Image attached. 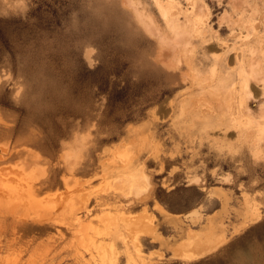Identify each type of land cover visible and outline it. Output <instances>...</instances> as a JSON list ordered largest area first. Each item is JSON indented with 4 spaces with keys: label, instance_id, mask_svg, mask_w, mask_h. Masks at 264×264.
<instances>
[{
    "label": "rangeland",
    "instance_id": "374dc122",
    "mask_svg": "<svg viewBox=\"0 0 264 264\" xmlns=\"http://www.w3.org/2000/svg\"><path fill=\"white\" fill-rule=\"evenodd\" d=\"M139 1L165 31L156 2ZM237 1L181 12L188 49L169 66L122 0H0V214L55 221L14 233L0 218V264H264L262 84L235 59L250 55L241 35H264V0L242 20ZM245 112L256 127L238 132ZM122 160L148 173L136 199L120 196ZM82 195L94 207L78 221Z\"/></svg>",
    "mask_w": 264,
    "mask_h": 264
},
{
    "label": "bare ground",
    "instance_id": "6f19581e",
    "mask_svg": "<svg viewBox=\"0 0 264 264\" xmlns=\"http://www.w3.org/2000/svg\"><path fill=\"white\" fill-rule=\"evenodd\" d=\"M155 2H156V6H158V8L160 9V11H161V15L164 17L163 19H164V21H165V26H166V30L164 31V29H162L161 27H160V25H157L156 23H154V21L152 20V18L150 17V16H148L147 14H146V11L144 10V8L142 7L141 8V5H140V1L139 0H122V2L124 3V4H126V5H128L129 6V8L130 7H132V9L134 10V12L136 13V17H137V19L140 21V23H142V25L144 26V28H146V29H148L150 32H152L153 33V35L154 34H156V35H159V42H160V47H161V50H160V53H159V56L157 57V59L159 58L160 60H162L165 64H167V65H173V64H175V62L178 60V55L181 53V52H184L185 50H187L188 49V44H189V42H188V37H187V33L184 31H182L181 30V25L183 26L184 24H182L183 22L181 21V18L179 17L180 16V13L182 12L183 14H184V19H188V18H190V15L192 14V13H194V12H197V9H198V7H197V4H195V1H197V0H187V2H188V4H189V8L191 9L189 12L187 11L186 12V10H188L189 8L188 7H186V10H185V12L183 11V10H181L183 7H181V5H180V1H178V0H154ZM236 2H235V4L236 3H238V1L237 0H235ZM257 1V0H256ZM263 1V0H262ZM154 2V3H155ZM247 6L249 7V9L252 11L251 12V14H253V13H256V11H258V9H259V7H258V3L257 2H249L248 0L247 1H245V3L243 4V5H240V4H238L237 5V7L239 8V19L240 20H242L243 19V17L246 15V12H247ZM264 6V5H263ZM126 7V6H125ZM258 7V8H257ZM263 8V7H262ZM264 9V8H263ZM264 11V10H263ZM262 11V12H263ZM259 12V11H258ZM148 13V12H147ZM264 14V13H263ZM262 14V15H263ZM249 18H251V16H249ZM189 20V19H188ZM181 21V22H180ZM186 22H187V20H186ZM186 24V23H185ZM188 24V23H187ZM228 27V26H227ZM183 28V27H182ZM185 28V27H184ZM145 29V30H146ZM241 29H242V27H241ZM147 30V31H148ZM238 30H240V29H238ZM148 31V32H149ZM168 31V32H167ZM244 30H242L241 32H243ZM188 32V31H187ZM238 32H240V31H238ZM258 33V32H257ZM169 34H171L172 35V37L174 38V40H172L171 38H169ZM231 34H233V33H231ZM234 34H236V33H234ZM238 34V33H237ZM237 34H236V36H237ZM254 34V33H253ZM221 36V35H220ZM240 37H242V42H243V44H245V45H248V46H250L251 48H250V55L249 56H244V57H241V55H238V52H237V55H235V59H236V61H243V62H246L247 63V65H248V74L252 77V78H254L257 82H261V83H258V84H262V87H261V90H260V92H259V94H258V96H259V98H260V105H259V110H258V113L256 114V117H259V118H264V69L261 67V64H262V61H261V58L258 56V54H257V51H256V49H255V46H256V42L257 41H260V44H263L264 43V35H259V34H254L253 35V37H255L254 39L252 38L251 39V37H250V35L249 34H243V35H241ZM218 39V38H217ZM157 40V39H156ZM222 40H224V39H222ZM219 41V40H218ZM177 43V44H176ZM213 43H214V41H213ZM218 43V42H217ZM221 43V42H220ZM220 43H218V44H220ZM208 44V43H207ZM224 44V43H223ZM223 44L221 45V48H222V46H223ZM225 44H228V42L226 43L225 42ZM224 44V45H225ZM211 45H212V43H211ZM214 45H215V43H214ZM220 45H217V47H219ZM262 46V45H261ZM226 46H224V48H225ZM220 48V47H219ZM224 48H222V49H224ZM215 50V49H214ZM236 50V49H235ZM235 50H234V52H235ZM238 51V50H237ZM233 52V51H232ZM236 53V52H235ZM207 54H208V52H207ZM230 54H231V52H230ZM233 54V53H232ZM232 54H231V56H232ZM245 55V54H244ZM248 55V54H247ZM229 58V57H228ZM231 59H232V57H231ZM183 61V60H182ZM182 61H181V63H182ZM227 61V60H226ZM232 62L234 61V60H231ZM231 62L229 61L228 62V64H230ZM166 65V66H167ZM176 65H177V63H176ZM216 65V64H215ZM168 66V67H169ZM173 68L172 69H174V66H172ZM219 67V66H218ZM170 68V67H169ZM175 68H177V67H175ZM244 70H246V69H244V67L241 69V76H242V73H244L243 71ZM238 76V75H237ZM246 76V75H245ZM245 76H242V79H241V81H242V83H243V85L241 86L242 87V91H243V93L245 92L246 94H249L250 92H248V91H250L249 90V86H248V76L247 77H245ZM239 77V76H238ZM180 78H182V77H180ZM184 79V78H183ZM182 79V80H183ZM185 80V79H184ZM187 80V79H186ZM209 80V79H208ZM210 81V80H209ZM185 82V81H184ZM212 82V81H211ZM237 82V81H236ZM205 83V82H204ZM250 84H251V82H250ZM233 85V84H232ZM252 85V84H251ZM254 86V85H253ZM231 87V86H230ZM229 87V88H230ZM234 87H235V85H234ZM257 87H260V85H258ZM202 88V87H201ZM231 89H232V87H231ZM238 89V88H237ZM252 89H253V87H252ZM256 89V88H255ZM202 90V89H201ZM229 91H231V90H229ZM234 92H241L240 91V89L238 90V91H236V90H234ZM232 93V92H231ZM232 94H234V95H237V94H235V93H232ZM255 94H257V93H254L253 95H255ZM240 95V94H239ZM200 96H202V95H200ZM225 96H226V93H225ZM229 96V95H228ZM245 96V95H244ZM258 96H256V97H258ZM260 96H262V97H260ZM205 97V96H204ZM227 97V96H226ZM253 97V96H252ZM255 97V96H254ZM207 98V97H206ZM208 98H210V97H208ZM230 97H228V99H229ZM235 98H237V97H235ZM234 98V99H235ZM241 99H243V97H240ZM226 99L227 98H224V100L226 101ZM231 99V98H230ZM233 99V98H232ZM231 99V100H232ZM233 99V100H234ZM195 100H197V98L196 99H194V101ZM245 100V99H244ZM197 102V101H196ZM195 102V103H196ZM214 102V101H213ZM231 102H235V101H231ZM243 102H245V101H243ZM194 103V104H195ZM229 103V102H228ZM236 103V102H235ZM182 104V103H181ZM193 104V103H192ZM209 104V103H208ZM231 104H233V103H230L229 104V106L231 105ZM244 104V103H243ZM228 105V104H227ZM241 105H242V102H241ZM241 105H239L240 107H242ZM245 105V104H244ZM193 106V105H192ZM195 106H196V104H195ZM206 106V105H205ZM208 106V105H207ZM207 106H206V108H207ZM228 106V107H229ZM232 106V105H231ZM209 107V106H208ZM245 107V106H244ZM205 107H203V109H206ZM234 109L236 108V105L234 104V107H233ZM228 109V108H227ZM237 109V108H236ZM241 109V113H242V108H240ZM245 109V108H244ZM207 110V109H206ZM214 110V109H213ZM229 110V109H228ZM230 110H233L232 109V107L230 108ZM204 111V110H203ZM208 111V110H207ZM210 111V110H209ZM246 111V110H245ZM234 112V111H233ZM238 113H239V110L237 111ZM247 112V111H246ZM243 113V114H245V116H246V120H240V119H238L236 116V118H235V126L237 127V131H238V127H241L243 124L242 123H244V124H251V126L250 127H256V123H255V117H254V119L251 117L252 115H250V114H248V113ZM230 113H232L231 111L229 112V114ZM236 113V112H235ZM238 113L236 114V115H238ZM233 115H235L234 113H232ZM247 115H248V117H247ZM231 118V117H230ZM222 121H223V119H222ZM231 121H232V118H231ZM234 124V123H233ZM250 127L249 126H247L246 127V129L247 128H249L250 129ZM229 128H231V126L229 127ZM242 129V128H241ZM245 129V128H244ZM245 129V130H246ZM249 129H247V130H249ZM233 131H235V130H233ZM255 131V128L254 129H251V132H249L248 133V136L250 137V139L252 140V143H254L255 141H254V139H252L251 137L253 136V134L255 133L254 132ZM215 132H216V130H215ZM228 132H230V131H228ZM236 132V131H235ZM238 132H240V129H239V131ZM242 132H244V130L242 129ZM241 132V133H242ZM248 132V131H247ZM234 133V132H233ZM214 134V133H213ZM228 134V133H227ZM237 134V133H236ZM149 135V134H148ZM230 135V134H229ZM239 135H240V133H239ZM242 135V134H241ZM227 137H228V135H226ZM237 136V135H236ZM258 136V135H257ZM231 137V136H230ZM248 137V138H249ZM254 137V136H253ZM246 138V137H245ZM236 139V138H235ZM242 139V138H241ZM246 140V139H245ZM135 141V139L132 141V142H134ZM143 141V140H142ZM236 141H237V139H236ZM241 141V140H240ZM247 141V140H246ZM243 142V141H242ZM247 143H248V141H247ZM251 143V142H250ZM255 144V143H254ZM258 144V143H257ZM129 145H131L130 143H129ZM127 147H125V149H126ZM135 148V147H134ZM124 149V148H123ZM129 149V148H128ZM130 149H132V148H130ZM258 149V148H257ZM256 150V149H255ZM252 151V150H251ZM12 152V151H11ZM131 152V151H130ZM253 152V151H252ZM251 153V152H250ZM11 154V153H10ZM126 154V153H125ZM124 155V154H123ZM133 155H134V153H133ZM150 155V154H149ZM41 156V155H40ZM120 157V159H121V156H119ZM124 156H122V158H123ZM127 157V156H126ZM130 157H132V156H130ZM125 158V157H124ZM156 158V157H155ZM154 158V159H155ZM129 159V158H128ZM128 159H125V160H127V162H130V161H128ZM144 159H145V157H144ZM143 159V160H144ZM123 161V160H122ZM123 162H126V161H123ZM126 162V163H127ZM163 163V162H162ZM143 164H145V163H143ZM136 165V164H135ZM76 167V166H75ZM123 167V166H122ZM161 167H162V164H161ZM118 168V167H117ZM120 169H122L121 167L119 168V171H120ZM118 171V170H117ZM117 174V173H116ZM113 175H115V174H113ZM120 176V180L121 181H119L118 179H119V177H118V179H116V180H118L119 182H120V185H121V183L123 184V187H122V185H121V187H122V189H121V191H120V196L122 197H125V198H123V199H126V197H128L130 194H132L133 196H134V194H135V196H137V195H139L140 193H141V186H142V180H149V176H148V173H147V171H146V169L144 168V165H142V166H140V167H133L132 165L130 166V164H125V166H124V168H123V171H122V173L119 175ZM68 180L69 179H67V178H64V182H65V184H68L69 182H68ZM56 182H57V180H56V175L55 176H46V177H44L42 180H40L39 181V185L36 187V186H33L32 188H30V191H29V193H31V194H39L40 193V191L43 189V188H46V187H52V186H54L55 184H56ZM33 185V184H32ZM31 185V186H32ZM140 191V192H139ZM8 192V191H7ZM11 192V191H10ZM14 193H16V191L15 192H13L12 194H14ZM134 193V194H133ZM139 193V194H138ZM11 194V193H10ZM15 195V194H14ZM135 196L133 197V199L135 198ZM140 196V195H139ZM149 196H150V194H149ZM149 196H147L146 198H148ZM20 197V196H19ZM31 197H33V196H31ZM8 198H10V197H8ZM7 198V199H8ZM12 198H16V196H14L13 197V195H12ZM26 198H27V196H26ZM26 198H22V196H21V199H19V201H23V203L25 202L24 200H26L27 201V199ZM137 198V197H136ZM135 198V199H136ZM140 198V197H139ZM143 198V197H142ZM17 199H18V197H17ZM12 200V199H11ZM16 200V199H15ZM28 200H29V198H28ZM138 200V199H137ZM140 200H142L141 198H140ZM18 201V200H17ZM16 201V202H17ZM90 201H91V196H89V195H82V196H80L79 197V199H78V201H77V203H76V205L71 209V211H69V213L71 212L72 213V215H73V217L75 218V220L77 219L78 221L79 220H81L82 219V216H85V215H88L89 213H90V211L92 210V208L94 207H89V205H90ZM121 201H123V200H121ZM125 201V200H124ZM130 201V200H129ZM127 202V201H125L126 203H130L131 201H132V199H131V201L130 202ZM12 202V201H11ZM10 202V204H12ZM15 202V203H16ZM28 202V201H27ZM27 202H25V203H27ZM22 203V202H21ZM22 203V204H23ZM24 203V204H25ZM133 203V202H132ZM15 205H17V204H15ZM21 205V204H20ZM27 205V204H26ZM25 205V206H26ZM123 205V204H122ZM121 205V206H122ZM13 206V205H12ZM23 206V205H22ZM20 207V206H19ZM13 208H14V206H13ZM27 208V207H26ZM14 211V210H13ZM13 211H11V213L13 212ZM2 214H3V212H2ZM255 214V213H254ZM13 215V214H12ZM15 215H17V214H15ZM20 217H18V216H14L13 215V217H10V216H8V215H1L0 214V218L2 219V221H4V222H6L7 224H9L10 225V227L14 230V233L15 232H17L18 233V231H20L21 232V230H23V231H29V230H31V229H33V228H36L37 230L39 229L40 231H42V230H44V228H43V225H45V224H55V221H53V220H41L40 219V221H34L33 219V222L32 221H30V222H28V217L25 219V217L24 218H21L22 216L21 215H19ZM253 216H255V215H253ZM1 219H0V221H1ZM39 219V218H38ZM71 219V218H70ZM69 219V220H70ZM251 219V218H250ZM75 220H74V222H75ZM32 231V230H31ZM23 234V233H22ZM191 236H192V234H191ZM190 236V237H191ZM193 237V236H192Z\"/></svg>",
    "mask_w": 264,
    "mask_h": 264
}]
</instances>
